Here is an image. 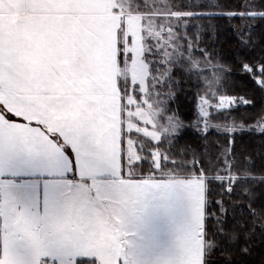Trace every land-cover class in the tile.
I'll return each mask as SVG.
<instances>
[{
	"label": "snow or ice",
	"instance_id": "snow-or-ice-1",
	"mask_svg": "<svg viewBox=\"0 0 264 264\" xmlns=\"http://www.w3.org/2000/svg\"><path fill=\"white\" fill-rule=\"evenodd\" d=\"M257 7L0 0V264H217L247 227L231 228L228 208L257 180L237 138L264 125L236 123L252 101L215 86L193 22L264 19ZM237 31L248 49L251 26ZM238 62L264 91V50ZM178 63L197 77L212 69L191 127L204 139L217 129L222 145L178 146L186 126L167 114Z\"/></svg>",
	"mask_w": 264,
	"mask_h": 264
},
{
	"label": "trees",
	"instance_id": "trees-1",
	"mask_svg": "<svg viewBox=\"0 0 264 264\" xmlns=\"http://www.w3.org/2000/svg\"><path fill=\"white\" fill-rule=\"evenodd\" d=\"M228 5V8L206 9V11H236L238 0H220ZM260 0H257L259 3ZM255 10L264 11V8L257 7ZM199 25V32L192 28L193 33H197L199 40L196 47L206 51L213 64H217L216 75L218 73L219 84L229 95L240 96L252 101V106H242L233 113L237 124L250 125L260 121L259 117L264 114V91L252 81V79L241 72L239 66V56L247 51L250 58H259L264 50V19L256 18L243 21L239 18H228L227 16H215L193 22ZM247 23L251 26V39L254 43L248 49H243L240 43L238 29ZM247 33V29L244 30ZM188 53H185V58ZM194 58L203 63L205 57L199 52L194 53ZM212 69L203 71L197 77L189 71L184 63H178L172 69L175 80L173 87L174 95L171 97L168 113L177 115L185 124L182 130L179 145H191L193 148H201L207 145L215 148L222 145L224 138L216 130L210 129L204 139V134L198 133L191 127L196 117L197 94H203L207 88L206 81H211L213 76H209ZM236 147L244 150L250 156V161L255 166L254 175L257 180L252 184L251 193H243L234 198V203L239 207H229L227 219L231 228L238 225H246L243 234L239 236L235 245L229 246L227 253L217 257V264H226L225 257L232 261V264H264V183L259 181V177L264 175V135L259 131L254 133L244 132L237 138ZM254 213V214H253ZM241 248H247V254L240 252Z\"/></svg>",
	"mask_w": 264,
	"mask_h": 264
},
{
	"label": "rangeland",
	"instance_id": "rangeland-1",
	"mask_svg": "<svg viewBox=\"0 0 264 264\" xmlns=\"http://www.w3.org/2000/svg\"><path fill=\"white\" fill-rule=\"evenodd\" d=\"M201 67H202V63H201ZM209 76H213V74H212V71H210L209 72ZM217 76H218V73H217ZM205 84H207L206 86L208 87V84H209V81H206L205 82ZM215 86H217V85H215ZM171 99V98H170ZM170 99H168L167 100V104L169 103V101H170ZM197 104H198V96H197V98H196V104H195V110H196V115H197ZM168 115H173V114H171V113H167ZM195 119H196V117H195ZM195 119H194V122H195ZM193 122V123H194ZM214 123H215V121H214ZM240 124V123H239ZM261 125H264V121H258L257 123H255V124H250V125H245V127L246 128H248V127H250V126H253V127H259V126H261ZM214 130H216L219 134H220V132L217 130V129H215V128H213Z\"/></svg>",
	"mask_w": 264,
	"mask_h": 264
}]
</instances>
